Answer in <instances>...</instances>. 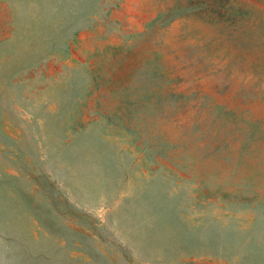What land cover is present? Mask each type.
<instances>
[{"label": "rangeland", "instance_id": "1", "mask_svg": "<svg viewBox=\"0 0 264 264\" xmlns=\"http://www.w3.org/2000/svg\"><path fill=\"white\" fill-rule=\"evenodd\" d=\"M0 264H264V0H0Z\"/></svg>", "mask_w": 264, "mask_h": 264}]
</instances>
